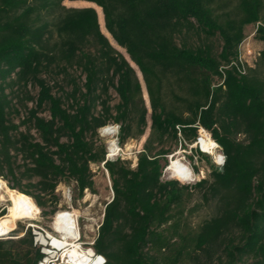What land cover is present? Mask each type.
Returning a JSON list of instances; mask_svg holds the SVG:
<instances>
[{
	"label": "trees",
	"instance_id": "1",
	"mask_svg": "<svg viewBox=\"0 0 264 264\" xmlns=\"http://www.w3.org/2000/svg\"><path fill=\"white\" fill-rule=\"evenodd\" d=\"M63 1L0 0V177L52 217L59 186L74 201L97 193L103 165L113 197L93 247L105 264H264V0H72L103 25ZM259 22L263 48L241 74L230 65ZM110 124L121 145L150 129L135 166L107 159ZM200 127L225 164L165 180ZM42 257L30 227L0 238V264Z\"/></svg>",
	"mask_w": 264,
	"mask_h": 264
},
{
	"label": "rangeland",
	"instance_id": "2",
	"mask_svg": "<svg viewBox=\"0 0 264 264\" xmlns=\"http://www.w3.org/2000/svg\"><path fill=\"white\" fill-rule=\"evenodd\" d=\"M63 3L67 7H75V8L94 7L97 10L96 6H94L92 3H89L86 1L64 0ZM97 12H98V10H97ZM100 26H101V24H100ZM101 30L110 39L113 46L131 62L130 57L127 54L126 50L123 49L122 47H120L114 41L112 36L106 30V27H105V29H103V27L101 26ZM246 31H247V37H246V39H247L253 33L254 25L248 26ZM248 41H250L251 48H252L253 52L256 54L263 48V43L261 41H259L258 39H256L255 36L253 38L249 39ZM247 60L249 63H253V61L255 60V57L254 56H248ZM131 64L133 66H135V64L133 62H131ZM137 70H138V68H137ZM139 76H140L142 87H143V94H144L145 101H146L148 107H150V100H149V95L147 93L146 84H145L143 76L140 72H139ZM30 90H31V93L33 95H35L37 93V89H35L34 87H31ZM114 100L117 101L115 94H114ZM29 106H32V103H30ZM149 123H150V118H149ZM116 125L117 124H110L106 127H111V126H116ZM104 128H101L99 130V133H100V137H101L102 142H104L107 146V155L109 153V148H110L112 143H114V142L118 143V146L120 148L119 153L116 156H113L109 159L115 160L118 157H121L123 159L129 160L131 162L132 166H135L136 162H137V155L143 149V144H144V142H145V140L149 134L150 129L149 128L147 129L146 135L143 138H141L139 140L131 139L126 144L121 145L119 143V140H118V133L119 132H115L113 134H104L102 131ZM197 149L200 152H202L200 150L199 146L194 143L192 145H189V147H187V148H182V149L178 148L175 152V153H177L178 151H180V152H178V155L176 156V158L183 159V161L193 169V171L195 172V177H196L195 181L183 182V181H181L175 177H172L170 173L166 172V169L164 171L163 178L165 180H179L181 183H185V184H195L199 180L207 178L209 176V173L211 170V166H210L211 163L216 164L215 156L219 153H222L223 151L221 148H217V149H215L214 154L202 152L206 156H208V157H206V156L202 157L201 155H198L196 153ZM172 155L169 156L170 160H171ZM190 156H193V159H191ZM93 168H94V171H96V179H97V184H98V192L97 193H92V192L87 191L83 199H79L77 201H74V199H73V194H74L73 185L62 184L59 186V189H58V192L61 196V202H60L58 210L56 211L54 216L44 217L42 215L41 209L39 208L40 209L39 215L35 219H21V220H19L16 224L15 229H13L11 232H9L6 235L0 236V238L9 236L13 231H15L19 228V224H21L22 226H25L26 228L30 224H37V225L43 227L44 229L48 230L49 232H55V230L52 228V223L54 221V217L56 216V214L60 211H70V212L74 213L76 215V217H78L79 228H80V233H81V241L85 244H89L90 242H92L97 237L99 226L103 220L105 203L107 201H110L113 197V192L111 189L110 180L107 176V173L106 174L103 173V165H101V169H99V167L96 165H93ZM0 180H4V179H2L0 177ZM6 185H7V187H9L7 182H6ZM16 192H18V191L16 190ZM11 204H12V202L10 200V191H8L7 188H4L3 190L0 191V213L3 210H5V212H8ZM201 215H204V213H202ZM199 218L200 217L197 216L194 219V221L197 222L199 220Z\"/></svg>",
	"mask_w": 264,
	"mask_h": 264
},
{
	"label": "bare ground",
	"instance_id": "3",
	"mask_svg": "<svg viewBox=\"0 0 264 264\" xmlns=\"http://www.w3.org/2000/svg\"><path fill=\"white\" fill-rule=\"evenodd\" d=\"M98 14L99 21L103 25L104 16L100 8L98 9ZM102 131L104 134L115 133L113 127H105ZM202 146L205 152L214 154L215 149L219 145L210 135H208L203 141ZM119 151L117 144H115V142L112 143L109 148L108 157L117 155ZM178 152L171 156L166 172L183 182L195 181L196 177L193 169L186 164L183 159L176 158ZM4 188H7L8 191H10V200L12 204L9 211L4 216L0 217V236L6 235L15 229L17 222L21 219H35L40 211L39 207L30 196L10 189L7 187L4 180H0V191ZM52 228L60 235V248L73 247L69 249L70 259L73 264H94V261L91 260L87 253L83 254L81 251L77 250L74 240L78 238L80 229H78V217H76L74 213L70 211L58 212L54 217Z\"/></svg>",
	"mask_w": 264,
	"mask_h": 264
},
{
	"label": "built area",
	"instance_id": "4",
	"mask_svg": "<svg viewBox=\"0 0 264 264\" xmlns=\"http://www.w3.org/2000/svg\"><path fill=\"white\" fill-rule=\"evenodd\" d=\"M261 25L262 24L260 22L254 25L253 33L247 39L245 38V40L240 46L238 59L233 61L230 65V66L232 65L235 66L238 72L241 74H246L247 68L253 66L256 58L260 55L261 50L257 54L254 53L251 48L250 41L248 40L256 35V32L259 26ZM248 56L255 57L253 63L248 62L247 60ZM111 127L115 129V132H119V127H120L119 125L111 126ZM208 135L212 137L211 133L207 131L205 128L203 127L199 128V135L197 137L195 144L198 145L200 150L204 153L207 152L204 151L202 143L205 140V138H207ZM115 144H117V147L120 150L118 143L115 142ZM217 148H220V146H218ZM109 158L111 157H108L107 155V159ZM225 161H226V157L223 152L215 156V162L218 166H223L225 164ZM28 227L32 229L34 245L39 247L41 253L43 254V257L39 260L38 264H73L69 254V249L73 247L71 246L70 248L69 247L60 248L59 247L60 235L57 232H49L48 230L44 229L43 227L37 224H30ZM74 241L76 243L77 250L81 251L83 254L87 253L91 258V260L94 261V264L106 263V258L103 255L97 254L96 251L94 250L93 245L95 239L89 244H85L81 241V233L79 232L78 238Z\"/></svg>",
	"mask_w": 264,
	"mask_h": 264
}]
</instances>
